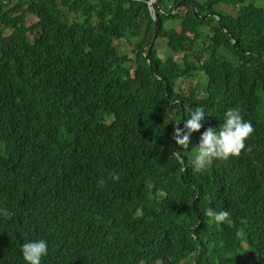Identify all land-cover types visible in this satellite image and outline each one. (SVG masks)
Listing matches in <instances>:
<instances>
[{
  "label": "trees",
  "instance_id": "obj_1",
  "mask_svg": "<svg viewBox=\"0 0 264 264\" xmlns=\"http://www.w3.org/2000/svg\"><path fill=\"white\" fill-rule=\"evenodd\" d=\"M149 1L0 0V264L39 239L41 264H264V0H156L152 44ZM197 106V141L229 108L254 127L200 173L172 140Z\"/></svg>",
  "mask_w": 264,
  "mask_h": 264
},
{
  "label": "clouds",
  "instance_id": "obj_2",
  "mask_svg": "<svg viewBox=\"0 0 264 264\" xmlns=\"http://www.w3.org/2000/svg\"><path fill=\"white\" fill-rule=\"evenodd\" d=\"M151 1L148 2V5L153 12H156L158 10L157 4L155 7H152ZM177 7L178 11L179 6ZM176 12L174 10V13ZM153 17L155 16L153 15L152 19ZM204 119V109L197 106L194 109H189L188 118L182 120V128L179 124H174L172 140L175 141L177 147L173 153L177 155L181 163H183V159L179 156V150L189 148L191 134L200 131L203 127L202 121ZM253 132V125L250 121L243 120L239 110L227 109L219 130L214 127H208L200 135L198 144L195 146V155L191 160L192 171L194 173L203 172L211 165L214 159L228 160L230 157H239L242 150L246 147L245 141ZM181 170L183 171L184 169L182 168ZM111 179L114 182H118L120 176L113 174L111 175ZM100 183L103 184V181H100ZM204 214L215 224L231 223L230 213L227 210H216L209 207L205 210ZM242 231V229L238 230L237 234H241ZM21 253L26 264H41L42 257L48 253L47 242L44 239L25 242L21 246ZM179 263L180 260L177 264Z\"/></svg>",
  "mask_w": 264,
  "mask_h": 264
},
{
  "label": "rangeland",
  "instance_id": "obj_3",
  "mask_svg": "<svg viewBox=\"0 0 264 264\" xmlns=\"http://www.w3.org/2000/svg\"><path fill=\"white\" fill-rule=\"evenodd\" d=\"M5 1H7V0H5ZM217 8L220 9V10L229 12V13H231L233 15L235 14V11L228 5H223L222 4V5H219ZM175 10H176V8H175ZM150 11H151V15L153 16L154 13H153V10L151 8H150ZM29 19L30 20H36V18L33 17V16H30ZM28 24H29V21L27 22V25ZM166 27L167 28L175 27L177 31L180 30V27L178 26V24L174 23V22H169L168 21L167 24H166ZM202 32L207 33L206 28H203ZM7 33H9V30L5 31V34H7ZM116 43L120 45L119 50H120V52L122 54L127 52V53L130 54V56L132 58V55L135 52L133 50H131V46H129L127 44V40L118 41ZM156 43H158V46H157V49H156L157 54L162 60H164V59L166 60L167 58H173L177 62H181V60H182L181 58L183 57V54H175V53L170 52L169 49L167 48V46L165 45V41H163L162 39H157ZM196 45H197V49L200 48V46H201L200 43H197ZM201 56H202V58L206 59L208 57V54L207 53H203ZM199 77L202 78V79L204 78L203 76H199ZM178 91H183L184 93H186L187 92V87L183 86L181 88V90H178ZM180 127H181V124H180ZM192 141L198 142L194 132L191 134V137H190V142H192Z\"/></svg>",
  "mask_w": 264,
  "mask_h": 264
},
{
  "label": "water",
  "instance_id": "obj_4",
  "mask_svg": "<svg viewBox=\"0 0 264 264\" xmlns=\"http://www.w3.org/2000/svg\"><path fill=\"white\" fill-rule=\"evenodd\" d=\"M150 4L152 5V7H155L156 6V1L155 0H152L151 2H150ZM177 9H178V7H176V10H175V12L177 11ZM154 13V16L155 17H153V22H154V34H153V38H152V40L150 41V44H152V43H154V41H155V39H156V37H157V31H158V24H157V19H156V12H153ZM206 17H203L202 19H205ZM182 121V120H181Z\"/></svg>",
  "mask_w": 264,
  "mask_h": 264
}]
</instances>
